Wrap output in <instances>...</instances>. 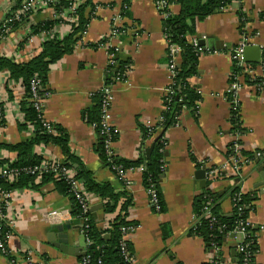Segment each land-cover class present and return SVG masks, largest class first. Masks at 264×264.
<instances>
[{"label": "crops", "instance_id": "0c3cea01", "mask_svg": "<svg viewBox=\"0 0 264 264\" xmlns=\"http://www.w3.org/2000/svg\"><path fill=\"white\" fill-rule=\"evenodd\" d=\"M22 1L0 0V24L12 7ZM92 3L95 9L90 13L93 18L85 35H78L73 53L64 56L51 68L48 77L51 96L45 103L43 115L50 123L66 129L73 155L93 173L95 180L108 183L120 192L122 184L101 160L96 150L98 135L87 120L89 111L97 104L94 97L109 82V47L118 49L117 60L132 62L126 79L113 84L111 127L119 136L113 150L122 160L137 161L142 147H151L152 141L144 142L142 128L159 126L166 108L165 98L172 85V60L162 23L164 16L154 0H130L127 6L123 0H92ZM170 10L178 14L181 8L174 3ZM240 12L246 17L243 26ZM261 13H264V0H244L233 3L223 13L196 26V37L206 38L204 41L208 43L203 47L205 54L200 58L199 75L190 81L198 89L201 102L196 115L185 111L176 126L165 133V153L168 156L160 183L163 213L156 212L151 206L142 172H130L133 184L129 192L133 204L129 218L138 227L129 236V241L137 264L213 263L214 251L192 233L198 221L194 204L206 189L223 196L235 183L240 184L242 194L254 198L249 217L257 234L255 263L264 264V97L257 89H243L238 116L233 114L229 103L230 75L234 70L231 52L243 37L262 50L261 61L251 65L256 68L258 76L264 75V21L260 19ZM50 20V13L35 14L25 28L33 33V26ZM116 28L122 30L123 39L120 36L110 41ZM34 36V49H40L41 36ZM30 53L31 49L27 47L19 52L18 62H29ZM6 81L0 77V102L4 110L0 144L25 143L33 137L31 130L19 128L22 117L18 105L21 106L25 90L18 85L7 88ZM8 89H13L12 100ZM233 119H238L241 133L234 131ZM162 131L160 129L157 133ZM235 143L240 144L242 152L255 155L257 161L245 165L238 177H227V173L225 177L210 179L207 174L210 169L232 165L233 155L228 156V152ZM35 155L45 162H66L61 149L52 144L37 147ZM0 158L13 162L17 154L2 151ZM202 170L205 176L200 179L197 173ZM20 191L12 205L15 227L10 244L18 264H82L81 259L71 257L63 250L67 245L87 249L81 221L74 215L71 199L56 191L53 184L40 191ZM221 210L226 216L232 214L230 197L223 200ZM92 212L99 229L104 230L110 216L104 213L100 199L93 202ZM242 240L241 236L234 234L225 240L222 251L227 264H234V256L238 253L236 248ZM0 264H10V259L0 253Z\"/></svg>", "mask_w": 264, "mask_h": 264}, {"label": "trees", "instance_id": "16d2710c", "mask_svg": "<svg viewBox=\"0 0 264 264\" xmlns=\"http://www.w3.org/2000/svg\"><path fill=\"white\" fill-rule=\"evenodd\" d=\"M244 0H178L174 2L168 0L169 5L178 4L181 8L178 14H174L170 7L163 10L165 17L163 18V27L166 40L168 42V55L171 57V50L173 47H178L180 52V62L176 66L174 72V85L172 91L174 94H169L165 98L166 110L163 114V120L159 123L163 131L157 133L155 139L152 141L154 146L151 157L148 160L147 150L150 146L144 145L140 151V157L137 161L122 160L119 157H114L112 162H109L108 154L105 149V141L110 139L114 144L117 142L119 136L116 131L111 130L108 135H102L101 127V104L103 97L99 93L94 98L96 106L89 111L87 115L88 122L94 127L99 141L97 144V152L100 155L103 163L112 170V166L122 167L125 170H138L147 165L142 172L143 183L146 189L154 187L160 196L162 211L164 212V203L160 191V183L165 172L162 171V166L165 164V141L163 138L167 130L176 126L177 117L184 109L189 110L196 115L199 110V103L201 96L196 87L191 85V79L199 75L200 55L196 47L191 42L196 38V26L198 23L205 21L209 17L223 13L230 5L235 2H242ZM130 0H123L125 6L129 5ZM70 6L69 2L65 0L59 1L56 5V10H66ZM89 8V11H87ZM95 9L92 0L79 9L78 19L75 24H72L67 31V34L62 40L54 38L42 44L41 51L34 55L27 63H19L13 58H0V74L4 71L10 75V81L20 84L25 90V97L20 102L21 111L24 115L23 121L19 124L22 131L33 130V137L30 141L19 143L16 145L0 144V153L6 151L8 153L17 154V159L10 162L7 159L0 158V175L3 171L8 169L12 172V179L9 176L0 178V194L2 191L15 190H32L40 191L48 184H53L56 191L60 192L66 197H69L73 203L74 215L78 220L87 219L85 224L81 226L84 231V237L89 241L86 252L88 264H132L131 259H135V252L129 240H125L124 229L129 233L138 227L136 222L129 218V209L133 204V197L127 190L116 192V190L108 183H98L91 171L86 170L72 153L70 147L69 135L66 129L60 125L52 123L51 131L45 127V120L41 112L37 110L32 102L33 94L31 92L34 81H39L41 88L38 90V96L44 98L48 89V77L52 66L58 64L66 55L73 53L76 44L78 43V35L86 32L91 20V11ZM242 26L246 21L245 14L239 13ZM28 18L24 21L27 22ZM260 19L264 21V13L260 14ZM62 24L60 20L44 21L33 26V35L53 33L58 25ZM18 24L11 25L12 30L18 28ZM120 33L122 30L116 29ZM123 39V36H121ZM107 42V41H106ZM106 42H104L106 44ZM25 45H22L24 50ZM110 53L117 55L114 48L110 49ZM172 60V57H171ZM119 67L113 72V68L108 71V84H114V79L117 74L126 75L131 66L130 60H117ZM264 67V60L262 61ZM234 71L240 73L242 70L234 68ZM110 80L111 78H113ZM245 81L248 85L260 84L262 79L257 77L251 79L246 77ZM8 95L13 99V89H8ZM236 124L234 131L241 133L238 124V119H233ZM144 135V142L153 137L156 129L142 128ZM55 145L59 147L66 157V162L60 163L57 161L45 162L42 158L35 155L37 147ZM151 145V146H152ZM232 148L228 152V156H232ZM242 156L249 161H257L255 155L242 152ZM149 161V164H148ZM47 167L44 168L43 164ZM39 168L38 171H34ZM64 169H71L73 171L71 178L65 176L62 171ZM81 181L83 183L86 194L95 196L101 200L103 211L106 216H110L104 230L99 229L98 223L93 212L84 214L81 210L79 202L74 197L73 181ZM236 179H234L235 181ZM230 189L226 195L219 196L212 193L208 189L204 191L194 204V213L197 217V222L192 230V233L201 238L208 246L210 251L217 250L218 255L215 262L211 264H223L225 256L222 247L227 238L231 237V232L234 230L237 222L245 217H249L250 211L253 209V197L250 195L240 194V184ZM227 197L239 198L237 206L229 216L224 215L221 210V203ZM210 206L209 214L206 213L205 208ZM243 205H248V209L239 211ZM0 209L6 211L5 203L0 202ZM252 234L256 233L252 229ZM9 233V228L3 226L0 230V239ZM14 238V237H13ZM123 248L125 250H123ZM254 249V248H253ZM255 250V249H254ZM12 259V257H9ZM234 264H240L242 255L237 253L234 256ZM83 258L81 259V262ZM255 264V263H249Z\"/></svg>", "mask_w": 264, "mask_h": 264}, {"label": "built area", "instance_id": "2783aa9c", "mask_svg": "<svg viewBox=\"0 0 264 264\" xmlns=\"http://www.w3.org/2000/svg\"><path fill=\"white\" fill-rule=\"evenodd\" d=\"M61 0H24L19 5H16L12 7V9L9 11V14L7 18L4 19V21L0 24V58H13L19 61V52L22 51V45H25L24 49L29 48L31 49L30 58L32 59L34 55L38 54L41 51L42 46L34 49V41L35 36L31 33V31L26 30L25 26L29 22L30 17L35 14L40 13H50L51 14V20L57 21L60 20L62 24L58 25L53 33L50 35L41 34V39L43 43L50 41L54 38H57L59 40H62L65 36V33L68 31V28L75 24L78 19V12L79 9L86 4V0H65L69 2L70 6L66 10H56V5ZM155 4L160 11V13L165 17V15L162 13L164 9L171 7L168 3V0H154ZM28 18V21L25 22L24 19ZM18 24V28L12 30L10 28L11 25ZM117 29V28H116ZM114 29L110 36V41L113 39H118L122 33H120L118 30ZM21 31V32H20ZM86 32H84L82 35H85ZM206 40V38H195L191 44L197 48L198 53L201 56L205 54L204 48L200 45L201 41ZM42 43V44H43ZM110 46V43L107 44V47ZM253 46L251 41L243 37V40L240 41V43L235 47L231 52V57L234 63V68H239L242 71L240 73H237L233 70V72L230 75V97H229V103L232 108V112L234 115L238 116L239 113V99L240 94L243 89L247 87H251L253 89H257L258 93L264 97V75L262 77L258 76L256 74V68L252 66L249 63H246L244 60V53L247 47ZM110 49L112 47H109ZM115 49V48H114ZM118 53V49H116ZM180 52L181 50L178 47H173L171 50V57L172 61L170 63V71L173 75L172 79V85L168 91L169 94H174L172 91V86L174 85V77H175V68L180 62ZM119 67V63L116 59V56L113 53H110V68H113V72L116 71V69ZM109 68V69H110ZM0 77H3L6 79L7 88H10L11 85H18L22 87L20 84H16L14 82L10 81V75L8 72L4 71L0 74ZM127 75L117 74V76L113 77L114 84L117 82L124 81L126 79ZM246 77H250L251 79H256L257 77L262 79V82L260 84H254V85H248L245 81ZM23 88V87H22ZM41 88L39 81H34L32 84L31 92L33 94L32 102L34 103V106L37 108L39 112L43 115L44 109H45V103L50 98L51 93L47 92L45 94V97L42 98L38 96V90ZM102 97V104H101V127H102V135H108L112 129L111 127V120H112V108L114 103V93H113V84H107L105 85L101 91L99 92ZM166 97V98H167ZM166 107V106H165ZM18 108L20 109V114L22 117V121L24 119V115L21 111V106ZM166 110V108H165ZM185 111H188L187 109H184L182 113ZM177 117V122L180 121V117L182 115ZM43 119L45 120V127L51 131L52 129V123L47 121L43 115ZM4 120V110L2 108V102H0V125L3 123ZM163 120V117L160 119L161 123ZM1 127V126H0ZM152 125L148 126V129H153ZM156 132L153 134V137L149 139V141H153L157 135L158 130L163 129L162 126H157ZM32 132L33 130L30 129ZM163 142L166 140L165 138L162 139ZM114 144L110 141V139H107L105 141V149L108 154L109 162H112V159L116 157V153L113 150ZM233 157H232V165H228L223 169H210L207 174L210 179L215 178H222L227 175V177H238L240 175L241 169L250 163L249 160H247L244 156H242L241 146L240 144L235 143L232 147ZM43 167L46 168L47 165L44 163ZM146 169V167H141L139 169L140 172H143ZM166 169V163L162 166V171L164 172ZM39 168H35L33 173L35 171H38ZM112 171L115 173L117 179L121 182L123 190L129 191V189L132 187V179L130 177V172L132 170H125L122 167L112 166ZM62 173L71 178L73 171L71 169H64ZM12 172L8 171L6 169L3 171L0 175L1 177L9 176V179L11 180ZM73 192L74 197L79 202L81 210L84 214H87L92 211V205L95 199L92 196H89L86 194L83 183L81 181H73ZM21 191L15 190V191H2L0 194V202L5 203L6 205V211L3 212L2 209H0V230L3 226L9 228V233H7L3 238L0 239V253L4 255L5 257H12L10 259V264H18L17 260L13 256V250L10 247L11 241L14 237V227H15V214L13 211V202L17 198ZM148 197L151 206L155 209L156 212L160 213L162 211V204L160 200V196L158 191L152 187L147 189ZM243 194L240 192L239 196H242ZM232 204H233V210L237 206V203L239 201V198H231ZM252 206V204H251ZM248 205H243L239 208V211L242 213V211H245L248 209ZM206 213L209 214L210 206L208 205L206 208ZM81 226L85 224L87 219H82ZM256 227L254 224H252L250 217H245L241 220H239L234 228V230L231 232V234H234L236 236L242 237V243L237 245V252L242 255V262L240 264H249V263H255V257L257 254V234H252V229H255ZM135 230V229H134ZM127 232L125 229V240H129V236L134 232ZM82 234H84V231L81 230ZM87 246L90 244L89 241H87ZM255 250H254V249ZM123 250H125L123 248ZM218 255V251L214 250V256L215 258ZM88 257L87 254L83 258L82 264H88ZM130 262L132 264H137L136 259H131ZM215 262V259L214 261ZM101 264V262H99ZM223 264H227L226 260ZM256 264V263H255Z\"/></svg>", "mask_w": 264, "mask_h": 264}, {"label": "water", "instance_id": "95a60500", "mask_svg": "<svg viewBox=\"0 0 264 264\" xmlns=\"http://www.w3.org/2000/svg\"><path fill=\"white\" fill-rule=\"evenodd\" d=\"M207 42L206 41H201L200 45L202 47H206L207 46ZM262 58V50L259 47L256 46H249L246 48L245 53H244V60L246 63L249 64H258L261 61ZM154 146L152 145L148 150H147V157L148 160L151 157V153L153 151ZM165 156H168V153H165ZM149 164V161H148ZM147 167V165H146ZM198 177H200V179L204 178L205 176V171L202 170L200 172L197 173ZM262 177H264V170L262 171ZM64 244L67 245V243L65 242ZM65 251V253L71 257H76L79 259H82L86 256L87 252L85 251V249L81 248V247H74V246H70L67 245L64 247L63 249Z\"/></svg>", "mask_w": 264, "mask_h": 264}]
</instances>
